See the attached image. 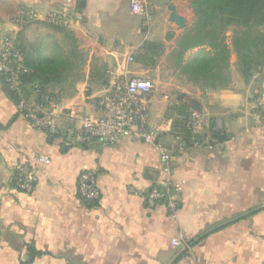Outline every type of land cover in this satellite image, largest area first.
I'll return each instance as SVG.
<instances>
[{"label": "crops", "instance_id": "0c3cea01", "mask_svg": "<svg viewBox=\"0 0 264 264\" xmlns=\"http://www.w3.org/2000/svg\"><path fill=\"white\" fill-rule=\"evenodd\" d=\"M143 1L146 11L134 14L130 0H0V42L9 33L62 45L64 27L84 51L71 82L52 90L70 115L52 135L18 110L0 82V264H264V70L245 81L234 61L230 82L205 93L173 76L174 100L186 110L171 108L166 92L151 93L147 120L161 132L155 142L74 139L78 117L101 114L98 100L114 80L149 77L151 68L126 60L130 53L145 40L162 41L161 62L173 47L168 6L176 3ZM192 112L200 144L177 149V116ZM162 145L173 156L174 215L142 196L165 177ZM19 162L34 168L29 192L13 183ZM89 170L99 192L90 202L78 190L79 174Z\"/></svg>", "mask_w": 264, "mask_h": 264}, {"label": "trees", "instance_id": "16d2710c", "mask_svg": "<svg viewBox=\"0 0 264 264\" xmlns=\"http://www.w3.org/2000/svg\"><path fill=\"white\" fill-rule=\"evenodd\" d=\"M189 6L193 24L178 34L167 56L168 66L178 77L197 85L203 93L219 90L231 79L232 50L236 54L238 71L245 81L264 70V31L261 30L264 28V0H189ZM231 25L238 29L231 37L230 46L225 33ZM59 31L62 45L54 39L29 44L19 34H14L26 69L20 74L25 96H29L38 85L57 98L52 90L69 84L82 64L84 51L79 48L77 38L67 28L62 27ZM164 52L162 41L145 40L134 60L151 68ZM187 52H190L188 56ZM0 82L6 95L17 103L18 97L9 89L2 72ZM171 108L176 112L186 110L176 100L172 101ZM189 135L186 130L182 144H188ZM216 135L221 136L219 133ZM195 138L200 139V136Z\"/></svg>", "mask_w": 264, "mask_h": 264}, {"label": "built area", "instance_id": "2783aa9c", "mask_svg": "<svg viewBox=\"0 0 264 264\" xmlns=\"http://www.w3.org/2000/svg\"><path fill=\"white\" fill-rule=\"evenodd\" d=\"M130 12L143 14L146 11L143 0H130ZM127 61L134 60V52L130 53ZM0 72L8 83L9 89L18 97L16 106L30 122L42 128L48 134L58 131L59 123L69 112L62 108L57 99L38 85L32 89L29 96H25L22 89L20 74L26 72L22 65V54L15 44L14 34H6L0 42ZM264 87V81L262 82ZM154 90V83L148 77L129 76L114 80L110 90L98 100L101 114H82L78 117V126L75 128L76 142L90 144L97 139L103 143L113 144L123 138L143 139L155 142L160 138V129L148 122L149 104L147 98ZM72 117H74L71 114ZM184 124L173 129V141L177 149H181L183 135L189 131V140L193 145L200 144L195 138L201 133V123L195 113L177 116ZM161 169L164 179L161 185H151L142 194L149 207L164 204L170 214L174 215L178 202L172 197L171 188L178 189L172 184L168 175L173 156L165 146H160ZM38 161L46 163L47 158L38 156ZM13 183L16 188L26 192L31 191L34 182V168L27 162L16 163L13 168ZM78 190L85 201H96L99 192L95 185L92 171H82L78 176ZM172 245H180V240L173 239Z\"/></svg>", "mask_w": 264, "mask_h": 264}, {"label": "rangeland", "instance_id": "374dc122", "mask_svg": "<svg viewBox=\"0 0 264 264\" xmlns=\"http://www.w3.org/2000/svg\"><path fill=\"white\" fill-rule=\"evenodd\" d=\"M170 1V0H169ZM168 1V3H169ZM176 3L175 9L176 12L180 15H182L185 19V26L182 29H178L176 25L173 23L172 24V29L175 32V34L178 36V34L185 28L189 27L190 25L193 24V13L192 10L189 6V0H172ZM238 28L234 25H231L227 28L226 30V42L231 46V37L234 33L235 30ZM262 31H264V28H261ZM174 36L168 40V42H171L173 40ZM175 41V40H174ZM174 44V43H173ZM190 52L186 53V56L189 55ZM236 61V54L232 50L231 51V57H230V65ZM160 58L158 59L157 66L151 67L149 77L153 83H154V90L156 92H166L168 93L169 97L175 98V95L173 94L171 90V85L169 81H171V78L175 76L177 78L178 76L175 74V72L169 71L165 66L166 64H170L169 60L166 59L165 61H161L160 63ZM174 78V77H173Z\"/></svg>", "mask_w": 264, "mask_h": 264}, {"label": "water", "instance_id": "95a60500", "mask_svg": "<svg viewBox=\"0 0 264 264\" xmlns=\"http://www.w3.org/2000/svg\"><path fill=\"white\" fill-rule=\"evenodd\" d=\"M80 3H81V1H80ZM168 8L170 10L169 20L171 22H173L179 30L182 29L185 26V19H184V17L176 12V9H175V6L174 5L170 4L168 6ZM172 36H174V33L167 32L166 33V36H165V39L166 40H169L170 37H172ZM262 207H264V206H262ZM183 252H184V250H183Z\"/></svg>", "mask_w": 264, "mask_h": 264}]
</instances>
